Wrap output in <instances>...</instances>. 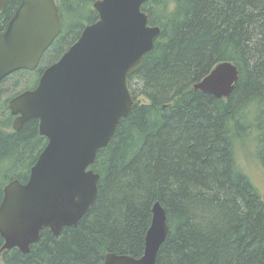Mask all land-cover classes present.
I'll return each mask as SVG.
<instances>
[{"label": "trees", "instance_id": "16d2710c", "mask_svg": "<svg viewBox=\"0 0 264 264\" xmlns=\"http://www.w3.org/2000/svg\"><path fill=\"white\" fill-rule=\"evenodd\" d=\"M55 1L57 59L98 13L96 0ZM18 3L0 12V31ZM142 9L162 33L129 78L133 108L90 166L100 176L95 201L76 226L58 235L42 230L27 254L2 251L4 264H103L110 251L139 257L156 200L166 209L169 230L155 264L264 259V200L235 156L237 141L254 136L264 168V0H146ZM223 60L240 71L226 99L192 89ZM4 92L0 201L5 184L27 179L45 145L37 119L11 130L8 102L14 94L3 99Z\"/></svg>", "mask_w": 264, "mask_h": 264}, {"label": "water", "instance_id": "95a60500", "mask_svg": "<svg viewBox=\"0 0 264 264\" xmlns=\"http://www.w3.org/2000/svg\"><path fill=\"white\" fill-rule=\"evenodd\" d=\"M14 0H0V11ZM146 0H96L98 18L47 66L33 88L11 97L13 129L37 119L47 142L27 179L9 181L0 201V252L17 248L27 254L43 228L58 235L76 226L98 194L99 174L90 166L97 151L114 135L134 106L129 78L162 33L148 22ZM60 31L55 0H19L0 32V82L19 69H31ZM240 71L231 61L215 63L192 89L226 99ZM169 230L166 209L151 206V221L139 257L106 252L103 264H155ZM264 264V259L259 263Z\"/></svg>", "mask_w": 264, "mask_h": 264}, {"label": "rangeland", "instance_id": "374dc122", "mask_svg": "<svg viewBox=\"0 0 264 264\" xmlns=\"http://www.w3.org/2000/svg\"><path fill=\"white\" fill-rule=\"evenodd\" d=\"M54 55L56 56V53ZM46 59L47 56L44 58V60ZM57 59H55V61ZM33 73H35V70L28 71L27 73L24 74H22L21 72L13 74L12 76L9 77L12 81H5L2 85H0V89L1 88L6 89L5 96H11L16 92L22 91L24 89H28L34 85L36 80ZM136 99H138L140 102L147 103V99L141 94H138L136 96ZM251 137L245 138L246 140L241 142L237 141L235 146L236 161L240 166V168L249 176L250 180L255 185L259 194L264 200V168L260 164L257 157V149L255 148L256 145L255 137L254 138ZM0 264H4L3 258L1 256H0Z\"/></svg>", "mask_w": 264, "mask_h": 264}, {"label": "flooded vegetation", "instance_id": "af4514ba", "mask_svg": "<svg viewBox=\"0 0 264 264\" xmlns=\"http://www.w3.org/2000/svg\"><path fill=\"white\" fill-rule=\"evenodd\" d=\"M19 1V0H18ZM19 4V3H18ZM18 6V5H17ZM16 6V7H17ZM5 9V8H4ZM3 9V10H4ZM16 9V8H15ZM2 10V11H3ZM15 11V10H14ZM1 12V11H0ZM14 13V12H13ZM12 16V15H11ZM10 16V17H11ZM9 17V18H10ZM9 20V19H8ZM8 20H7V22H8ZM7 22H6V24H7ZM5 27H6V25H5ZM5 27H4V29H5ZM3 29V30H4ZM2 30V31H3ZM1 32V31H0ZM59 34V33H58ZM58 34H57V36H58ZM56 36V37H57ZM56 37L53 39V41L50 43V45L44 50V52H43V54H42V56H41V58H40V60L38 61V63L36 64V66H34L33 68H31V69H19V70H17V71H15V72H13V73H11V74H9L8 76H6L5 78H3L2 80H1V82H0V85H2L5 81H12L9 77L10 76H12L13 74H16V73H18V72H21L22 74H24V73H27V71H33V70H38V72H39V74L37 75V77H36V80H35V83H34V85L32 86V87H30V88H33L34 86H35V84H36V81H37V79H38V77L40 76V74H41V72L47 67V66H49L51 63H53L54 61H55V59H54V54H55V52H54V50H52V45H53V43H54V41H55V39H56ZM47 56V59L46 60H44V58ZM26 77V76H25ZM18 81V80H17ZM20 81H23V80H20ZM25 81V80H24ZM2 89H4V88H2ZM5 90V92L3 93V95H2V98L3 99H6V97H9V96H5V94H6V89H4ZM20 92V91H19ZM19 92H16V93H14V95L13 96H15L17 93H19ZM12 96V97H13ZM11 98V97H10ZM9 106V105H8ZM9 111H10V109H9ZM11 113V112H10ZM12 115V114H11ZM14 118H15V116L14 115H12V119H11V125H13V120H14ZM26 123V122H25ZM24 126V125H23ZM22 126V127H23ZM11 130H14L13 129V126L11 127ZM15 131V130H14ZM37 131H38V126H37ZM38 136L39 137H42L43 138V144H44V142H45V144H46V142H47V140H46V138L45 137H43V136H40L39 135V132H38ZM45 146V145H44ZM43 146V147H44ZM42 150V149H41ZM64 227H68V226H64ZM63 227V228H64ZM62 228V229H63ZM44 229H47V228H43L42 230H44ZM61 229V230H62ZM41 230V231H42ZM48 230V229H47ZM49 231V230H48ZM61 232V231H60ZM51 233V232H50ZM52 234V233H51Z\"/></svg>", "mask_w": 264, "mask_h": 264}, {"label": "bare ground", "instance_id": "6f19581e", "mask_svg": "<svg viewBox=\"0 0 264 264\" xmlns=\"http://www.w3.org/2000/svg\"><path fill=\"white\" fill-rule=\"evenodd\" d=\"M151 221V220H150ZM50 232V231H49ZM145 236V235H144Z\"/></svg>", "mask_w": 264, "mask_h": 264}]
</instances>
